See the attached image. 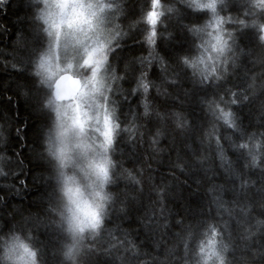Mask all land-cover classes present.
<instances>
[{
	"label": "snow or ice",
	"instance_id": "1",
	"mask_svg": "<svg viewBox=\"0 0 264 264\" xmlns=\"http://www.w3.org/2000/svg\"><path fill=\"white\" fill-rule=\"evenodd\" d=\"M24 8L0 53L8 77L0 87L42 123L27 144L11 108L0 116V211L26 184L24 161L12 154L20 140L43 191L34 210L0 217L2 259L15 264L23 249L26 264H61L40 148L54 122L65 151L73 141L86 150L91 128L115 160L113 199L84 238L81 264H264V0H138L131 10L124 0H27ZM162 165L168 173L157 182ZM131 217L142 230L135 235L122 226Z\"/></svg>",
	"mask_w": 264,
	"mask_h": 264
},
{
	"label": "clouds",
	"instance_id": "2",
	"mask_svg": "<svg viewBox=\"0 0 264 264\" xmlns=\"http://www.w3.org/2000/svg\"><path fill=\"white\" fill-rule=\"evenodd\" d=\"M92 137L89 128L86 150L73 141L67 144L65 151L57 138L54 122L41 133L40 148L50 162L55 194L51 215L63 236L59 251L61 264H81L79 257L84 238L91 236L98 224L103 223L113 199L109 185L116 170L115 160L110 150L104 152L100 149L101 137L96 135L95 140ZM21 243L31 249L23 237ZM3 254L4 250L0 248V264H8L2 259ZM15 255V264L28 262L23 249H17ZM30 264L39 262L33 259Z\"/></svg>",
	"mask_w": 264,
	"mask_h": 264
},
{
	"label": "trees",
	"instance_id": "3",
	"mask_svg": "<svg viewBox=\"0 0 264 264\" xmlns=\"http://www.w3.org/2000/svg\"><path fill=\"white\" fill-rule=\"evenodd\" d=\"M124 2L129 5V9L131 10L138 0H124ZM25 3H27V0H11L7 6V11L0 10V25H3L5 29L3 32H0V53H6L7 50L11 48L13 41L15 40L16 31L20 27L18 18H23L26 14V9L24 8ZM125 23L128 22L126 21ZM128 45H132L131 40L128 41ZM131 51L138 54L139 49L133 46L131 47ZM0 78L8 79L7 73L0 72ZM10 97L11 90H9L7 93H4L3 88L0 87V116H7L8 113L5 110L11 108V116L13 118L18 117L20 122L19 126L21 129H24L25 126L27 127V132L24 133V135L27 137V144H31L36 138V133L42 121L37 119L35 114L32 113L30 107L23 98L17 99L15 97H11V104H9L8 101ZM13 132L15 133V126L13 127ZM12 154L15 155L18 160L22 159L24 161L25 171L24 174L19 177V179L26 181V184L20 185V188L24 190L20 192L19 195L14 193L8 197V209L15 207L28 210L29 208H33L34 204L37 202L43 191L40 184L36 183L34 180V177L39 175V169L35 168L33 166V162H30V159H28L31 153L30 149L26 146L25 140H20L19 143L14 145ZM164 159L165 161L167 160V154L164 155ZM125 167L131 168L132 164L125 163ZM153 167H155V165H153ZM167 173L168 169L162 165L157 173V182H159L161 174L167 175ZM222 179L224 178L217 177L218 181ZM181 180H183V177H181ZM3 183L4 181L0 180V184ZM193 188H195L194 184ZM190 191L191 189H185L183 191V196L185 199H189L188 193ZM0 195H3V193H0ZM202 195L203 188H201V191L197 194V196H193L190 199L192 201H196L197 198L202 197ZM174 203L176 208H179V202ZM8 209L0 211V217L5 216ZM189 210L191 211L192 209ZM2 224L3 220L0 219V225ZM122 226L125 229L133 230V235L142 231L134 217L125 218ZM173 231L176 230L173 229ZM38 235L40 240H46V235L43 229L40 230Z\"/></svg>",
	"mask_w": 264,
	"mask_h": 264
}]
</instances>
